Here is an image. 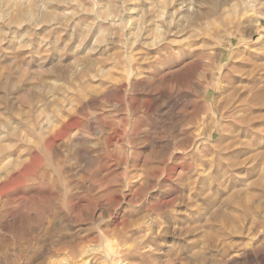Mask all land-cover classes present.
Returning <instances> with one entry per match:
<instances>
[{
	"label": "rangeland",
	"instance_id": "rangeland-1",
	"mask_svg": "<svg viewBox=\"0 0 264 264\" xmlns=\"http://www.w3.org/2000/svg\"><path fill=\"white\" fill-rule=\"evenodd\" d=\"M16 253L264 264V0H0Z\"/></svg>",
	"mask_w": 264,
	"mask_h": 264
},
{
	"label": "bare ground",
	"instance_id": "bare-ground-1",
	"mask_svg": "<svg viewBox=\"0 0 264 264\" xmlns=\"http://www.w3.org/2000/svg\"><path fill=\"white\" fill-rule=\"evenodd\" d=\"M263 219V218H262ZM255 223V222H254ZM256 224V223H255ZM257 225V224H256ZM14 255V254H13ZM16 255H18L17 253H16ZM15 255V256H16ZM21 255V254H20ZM20 255H18V256H20ZM32 255V254H31ZM29 260H31V258L29 257V255H24L23 256V253H22V255L18 258V257H16V259H15V261H18V262H21L20 264H28V262H29Z\"/></svg>",
	"mask_w": 264,
	"mask_h": 264
}]
</instances>
